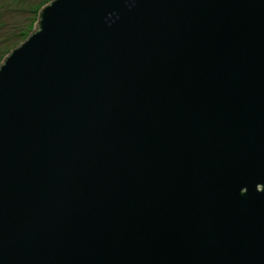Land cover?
<instances>
[{
  "label": "water",
  "instance_id": "1",
  "mask_svg": "<svg viewBox=\"0 0 264 264\" xmlns=\"http://www.w3.org/2000/svg\"><path fill=\"white\" fill-rule=\"evenodd\" d=\"M37 27L0 66V264H264V0Z\"/></svg>",
  "mask_w": 264,
  "mask_h": 264
},
{
  "label": "rangeland",
  "instance_id": "2",
  "mask_svg": "<svg viewBox=\"0 0 264 264\" xmlns=\"http://www.w3.org/2000/svg\"><path fill=\"white\" fill-rule=\"evenodd\" d=\"M38 1L0 0V66L14 49L38 29L39 16L34 8ZM23 31L25 35L21 36Z\"/></svg>",
  "mask_w": 264,
  "mask_h": 264
},
{
  "label": "trees",
  "instance_id": "3",
  "mask_svg": "<svg viewBox=\"0 0 264 264\" xmlns=\"http://www.w3.org/2000/svg\"><path fill=\"white\" fill-rule=\"evenodd\" d=\"M49 1H51V0H39V1L37 2V4H35L34 8H35V12L37 13L38 16L41 15V12H42L41 9H42L46 4H48ZM24 35H25V34H24V31L21 32V36H24ZM12 39H13V38H12ZM12 39H10L9 41H11ZM2 57H3V56H2Z\"/></svg>",
  "mask_w": 264,
  "mask_h": 264
},
{
  "label": "flooded vegetation",
  "instance_id": "4",
  "mask_svg": "<svg viewBox=\"0 0 264 264\" xmlns=\"http://www.w3.org/2000/svg\"><path fill=\"white\" fill-rule=\"evenodd\" d=\"M258 190L261 191V188H259Z\"/></svg>",
  "mask_w": 264,
  "mask_h": 264
}]
</instances>
